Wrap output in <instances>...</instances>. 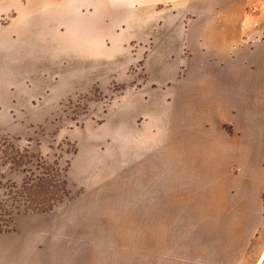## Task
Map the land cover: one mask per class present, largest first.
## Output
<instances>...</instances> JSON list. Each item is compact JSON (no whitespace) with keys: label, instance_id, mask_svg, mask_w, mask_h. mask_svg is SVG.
<instances>
[{"label":"rangeland","instance_id":"obj_1","mask_svg":"<svg viewBox=\"0 0 264 264\" xmlns=\"http://www.w3.org/2000/svg\"><path fill=\"white\" fill-rule=\"evenodd\" d=\"M200 1L108 0L102 10L83 8L78 14L90 24L51 33L62 42L52 52L59 59L43 68H0V136L22 160L1 170L0 229L118 227L108 264H198L197 251L228 241L249 245L244 264H264V199H225L210 183L205 154L187 151L186 131L176 141L185 151L170 148V114L179 106L164 103V89L183 75L173 68L184 66L187 52L176 38L165 48L163 35L185 32L191 18L228 11ZM232 21L245 46L262 42L264 0H231ZM40 176L44 185L30 187ZM175 176L186 182L169 184ZM83 209L94 212L74 215Z\"/></svg>","mask_w":264,"mask_h":264},{"label":"crops","instance_id":"obj_2","mask_svg":"<svg viewBox=\"0 0 264 264\" xmlns=\"http://www.w3.org/2000/svg\"><path fill=\"white\" fill-rule=\"evenodd\" d=\"M107 1L0 0V68H43L45 62L59 59L60 54L52 52L62 42L51 33L59 31L60 26L90 24L88 16L78 13L83 8L102 10ZM131 1L168 5L172 0ZM200 2L203 7L228 11L191 18L184 23L185 32L163 35L169 41L163 44L165 48L171 47L172 38H176L187 52L181 60L184 66L173 68L183 75L164 89V103L179 106L175 114H170L169 134L174 139L170 148L174 153L185 151L182 141H176L178 137L182 140L186 131L187 151L205 154V167L213 170L210 183L220 188L225 199L263 200L264 29L263 41L247 47L241 41L240 26L231 22V0ZM88 57L91 54L86 52L84 58ZM176 162L170 160L171 170L177 169ZM167 179L165 176V183ZM184 182L182 177H169V184ZM93 212L83 209L74 215L83 217ZM234 212L231 210V215ZM95 229L86 222L19 224L0 231V264H108L109 240L117 243L121 238L118 227L114 231L107 226ZM242 232H246L245 227ZM248 246L245 242H211L206 253L203 248L197 251L196 260L201 259L198 264H244ZM93 249L97 251L93 253Z\"/></svg>","mask_w":264,"mask_h":264},{"label":"trees","instance_id":"obj_3","mask_svg":"<svg viewBox=\"0 0 264 264\" xmlns=\"http://www.w3.org/2000/svg\"><path fill=\"white\" fill-rule=\"evenodd\" d=\"M7 146H8V139L3 137V136H0V174H1L2 167L5 166L6 164L9 163V164H12L14 166H19L22 162V160H20V157L15 158L14 156H12L10 154V152L7 150ZM0 177H1V175H0ZM63 177L60 180L61 183H64ZM45 182H46V178L40 176V177H37L36 180L33 183H31L29 186L30 187L31 186H34V187L43 186ZM50 200H51V198L49 197L46 199L45 202H48ZM47 205H49V204H47ZM0 231H5V230L0 229Z\"/></svg>","mask_w":264,"mask_h":264}]
</instances>
